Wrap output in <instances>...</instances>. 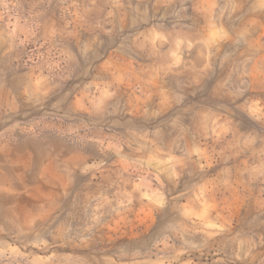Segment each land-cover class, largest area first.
<instances>
[{
	"label": "rangeland",
	"instance_id": "1",
	"mask_svg": "<svg viewBox=\"0 0 264 264\" xmlns=\"http://www.w3.org/2000/svg\"><path fill=\"white\" fill-rule=\"evenodd\" d=\"M0 264H264V0H0Z\"/></svg>",
	"mask_w": 264,
	"mask_h": 264
}]
</instances>
